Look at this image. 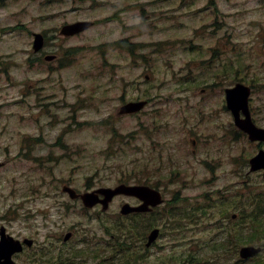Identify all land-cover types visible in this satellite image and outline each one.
Wrapping results in <instances>:
<instances>
[{"label":"rangeland","instance_id":"obj_1","mask_svg":"<svg viewBox=\"0 0 264 264\" xmlns=\"http://www.w3.org/2000/svg\"><path fill=\"white\" fill-rule=\"evenodd\" d=\"M99 1L107 2V0ZM143 1L145 0H139V2ZM188 1L191 13L190 16H185L183 24L179 23L180 27L175 28L174 25L177 23L172 24L168 19L160 17L139 25L138 39L146 44L142 50L150 58L148 61L150 66H153L152 69H149L152 76L150 82L146 81L145 74H142L146 61L139 59V65L136 66L133 62L135 67H131L133 65L130 55L120 56L119 53L110 55L113 62L120 64L119 70L113 71L116 76L114 80L110 81L113 84L108 87L111 97L124 94L126 99H130L139 96L142 92L143 95H147L146 91L154 96V100L146 107V111L141 112L144 122L150 123L155 120H165L166 122V118H169L174 125L175 118L172 116L184 114V109L190 108L186 101L184 106L180 107L175 99L180 97L185 99L189 95V89H185L188 83L184 85L182 82L184 76L190 77L191 74H194L197 77V82L204 77L201 69L199 70V63L189 64L191 56L194 51H204V47L208 48L219 37L232 36L225 42H229L228 45L238 44L241 60L252 66L253 73L262 74L264 80V0H216L215 6L208 5L210 0ZM55 2L57 0H0V70H3L1 68L11 70L14 81L9 76L8 80L13 84L18 80L17 84L20 83V87L29 89L34 88L29 84L39 82L40 74L36 70L27 71L25 61L27 42L32 31H39L44 27L59 23V20L46 19L44 15L52 10V4ZM90 2L91 0H81L80 6L83 9L80 10V14L89 13L88 4ZM153 7L149 9L150 12L159 13L172 7H176V13L178 12V7L174 2L167 3L166 1L163 5ZM216 22L220 23L219 27L214 25ZM98 30L106 31V28L99 25L96 30L91 32L92 35H96V33L98 35ZM172 34L184 35L187 40L193 42L191 41L192 43L189 44L180 42L177 43V47L174 44L172 52L165 50L168 44L162 45L163 43H161L157 49L148 44L154 43L151 42L152 40L155 42L165 40ZM185 45L187 49H185ZM86 56L87 62L81 65L83 69L91 67L92 63L91 68L95 69L97 65L94 63L101 62L95 55L87 54ZM91 59H95L94 62L90 61ZM207 69L206 67L205 70ZM65 75L68 79L67 82L73 84L88 83L90 79L79 76L76 68L67 71ZM210 77L211 73L208 74V82H213L214 79ZM92 79L94 78L92 77ZM8 80L0 73V161H5L4 165L0 167V218L12 219L9 228L14 235L29 233L26 228L27 212L29 215L30 213L34 215L43 207H48L45 206L46 201L41 198L46 190L42 186L44 179L65 176H73L78 180L101 178L115 185L124 178V175L133 174L135 176L138 173L139 176V146L147 151L146 147L150 145L151 137L137 136L131 144L123 147L124 150L98 153L106 148L109 136L105 130H93L94 127H87L75 133L74 137L86 149L83 153L74 155L75 162L63 159L59 163H52L39 158L38 156H45L47 152L42 145H39L35 154L31 153L27 158H24V155L19 154L21 145L19 146L17 142L21 139V132L37 130L30 121L29 115L39 113L33 109L30 111L29 104L33 100L28 97L24 99L28 91H23L24 94L21 95L19 89L15 88ZM97 80L98 78L93 81L97 82ZM125 82L131 85H124ZM195 85L199 86L198 83ZM202 88H205L204 84L196 89L197 95L192 99L193 103H196L201 97L205 98L201 102L200 110L201 115L205 116L203 126H207V129L205 144L201 145L199 153L203 147L202 152L207 158V163L205 166L196 164L193 167L184 164L180 170L175 169L173 178L179 180L165 188L169 201L177 199L173 204V209H169L171 213H167L168 219H174L177 213L176 220L184 223L181 216L186 209L189 218L192 216L194 218L190 222L186 219L187 228L185 231L176 230V227L172 225L174 222H171V226L167 227V231L150 253L145 252L146 258L143 263L167 264L175 254H180V258L184 257L189 260L191 258L197 264L264 263V252L242 260L235 252V248L223 255L210 247L211 240L217 239L220 242L224 238L226 230L224 225L228 223V217L224 210L229 209V214L238 213L242 209L248 211L249 203L243 198L256 191H264V177L261 171L248 173L249 167L246 166V161L257 153L258 144L245 137L235 140L230 136L223 140L220 131L215 128V124L217 120H224L229 122L228 128H230L229 112L224 108L221 109L218 96L214 94L216 91L211 90L205 96L201 95ZM211 94L214 95L210 96ZM206 98L209 100L206 101ZM118 102L119 100L116 99L108 102L110 111L111 108L112 110L115 108ZM251 106L254 108L257 123L264 126V87L262 85L256 86L252 94ZM179 109L181 112H178ZM190 109L195 114L196 107ZM118 125L123 133L135 131L139 127V113L121 118ZM179 138L180 136L174 128L167 126L162 127L154 136L155 140L165 142L167 148L171 147V150H175L179 157L184 159L188 154L190 155V152L176 143ZM261 147L264 148V144ZM38 161L41 163H37ZM72 163L77 166L71 167ZM166 163L169 162L166 160ZM49 166L52 168L49 169ZM164 171L172 172L169 167ZM178 171L181 172L180 175ZM177 174L180 177L176 176ZM185 183L187 186L183 185ZM241 195L243 196L241 197ZM119 200L120 198H117L112 204V212L118 210ZM212 211L215 212V216L212 215L213 213L209 214ZM162 212L165 214L163 210ZM163 217L165 216L156 213L145 216L143 219L140 218L139 241L145 235L147 236L152 225L151 221L156 225H162ZM121 223L123 222L120 218L111 219V226L114 228L113 234L120 233L115 230V226ZM244 225L247 226V224ZM237 243L238 241H236ZM17 261L24 263L21 258ZM195 262H190V264H196Z\"/></svg>","mask_w":264,"mask_h":264},{"label":"flooded vegetation","instance_id":"obj_2","mask_svg":"<svg viewBox=\"0 0 264 264\" xmlns=\"http://www.w3.org/2000/svg\"><path fill=\"white\" fill-rule=\"evenodd\" d=\"M51 1V0H50ZM91 2L88 14H80L83 9L80 6L81 0H57L52 4V10L44 15L46 19L55 18L59 20L58 24L50 27H44L39 31H32L28 40L27 71L36 70L40 74L39 82L29 84L34 88L20 87V92L28 91L25 98H29L30 111L32 109L39 114H30L29 119L37 128L36 131L21 132V139L17 142L20 149L28 148L38 150V145L46 149L45 159L53 160L52 163H59L63 159H68L81 150L80 141L74 137L80 127H94L98 129V124H104L107 134L111 128V122L117 119L111 114L108 102L112 99L126 103L130 101L147 100L148 103L144 109L139 112V137H151V143L148 150L139 146V184L159 188L165 195L164 187L173 184L175 179V169L182 168L184 164L193 167L196 164L204 165L207 158L200 150L204 145L207 126H203L204 115H201V102L205 100L201 97L199 102L193 103V97L197 95L196 89L202 84L205 88L201 89V95H207L209 91H216L214 94L220 96L222 107H227L226 96L227 89L239 84L240 82L249 85L252 90L257 85L264 86L263 77H257L250 68L240 66V47L236 43L230 46H224V42L219 37L215 40V48H210L209 57L207 51H204L205 57L200 67L204 77L200 82H196L197 77L190 78L191 83L185 89H189V95L186 98H176L175 102L180 107L187 105L196 107L195 114L190 108L184 109L185 113H180L175 118L174 125L169 118L162 121L144 122L141 112L154 100L148 91L140 93L139 96L126 99L122 96L111 97L108 93V87L113 83L105 82L108 80V73L117 72L120 68L119 62H113L110 55L119 53L120 56L126 53L125 47L128 43H142L139 40V25L146 21H153L155 18L168 19L172 24L184 23L187 12L179 10L185 6L179 0V9L176 13V7L159 13L150 12V7L163 5L165 3H156V0H107V2ZM176 1V0H171ZM83 4L84 1H82ZM51 6V4H50ZM140 17V19H139ZM155 19V20H156ZM140 20V21H139ZM79 21H92L88 29L80 32L74 25ZM99 25H103L106 31L98 30L99 34L92 35ZM156 25V24H155ZM175 26V25H174ZM42 35V47L36 49L34 45L35 33ZM232 37V36H230ZM169 41H175L173 36H169ZM151 42H154L153 40ZM223 43V44H222ZM91 49V50H89ZM87 54L95 55L101 60L94 68L87 67L83 69L82 63H86ZM139 59L146 61L145 80L150 82L152 76L149 73L150 66L143 50L136 54ZM95 59L90 61L94 62ZM208 66V69L205 70ZM77 69L78 75L84 79H89L88 83L78 82L69 83L65 73L69 70ZM211 73L213 82H208V74ZM100 76L98 82L92 81V77ZM12 77V76H11ZM13 78V77H12ZM198 83L197 87L195 84ZM25 85V83H23ZM15 85V84H12ZM21 84L15 86L19 87ZM124 85H131L124 83ZM142 85V83H140ZM139 85V86H140ZM188 91V90H187ZM211 94L210 96L214 95ZM34 97V98H33ZM252 99V98H251ZM209 100L206 98V101ZM218 100V101H219ZM146 111V110H145ZM156 111V110H154ZM178 112H181L179 109ZM254 114V108H252ZM199 113V114H198ZM123 117V116H122ZM254 121H258L254 114ZM229 122L217 120L215 128L220 131L221 138L227 137L239 138V135L245 134L235 123L232 116H228ZM174 128L180 136L178 145L185 147L190 155L181 159L175 150L166 146L154 136L162 127ZM86 127V128H87ZM107 128V129H106ZM116 128H118L116 126ZM216 137V134H215ZM38 140V142H34ZM36 144V146H33ZM186 144L190 145L187 146ZM42 148V149H43ZM83 151L86 149L83 147ZM147 152V153H146ZM150 156V157H149ZM39 158H42L39 156ZM166 160L169 162L166 163ZM75 162V160H72ZM77 166L72 163L71 167ZM51 167V166H50ZM174 173H166L164 170ZM52 168V167H51ZM180 175L181 172L178 171ZM176 175L180 177L179 175ZM122 183V182H119ZM117 183V184H119ZM191 183V182H190ZM115 184L114 186H116ZM187 186V183L183 184ZM42 186L46 188L41 198L46 201L48 207L36 212L34 215L26 214V228L29 233L21 235L16 233V238L24 242V248L21 252L14 255L15 260L21 258L23 264H144L145 252L150 251L156 246L155 242L151 247L145 248L143 239L139 243V219L153 214H161L173 207L171 204H161L148 212L133 211L126 215L120 213L124 203L129 202L134 206L142 203V199L136 196L117 195L108 203L103 202L104 189L112 188L111 183L105 179L92 178L78 180L73 176L62 178L44 179ZM92 193L94 204L89 206L83 199L82 194ZM117 198H120L118 210L112 212V204ZM49 200H52L51 202ZM40 216V218H39ZM112 218H120V234H113L111 226ZM10 218H0V236L1 229H6L10 234L13 232L9 226ZM155 226V223H152ZM175 222L172 223L175 226ZM160 226L162 234L167 227L171 226V220ZM187 222L178 229L185 231ZM151 228V227H150ZM162 236V235H161ZM119 237L123 242H119ZM147 241V240H146ZM146 244V242H145ZM190 260L171 259L167 264H190Z\"/></svg>","mask_w":264,"mask_h":264},{"label":"water","instance_id":"obj_3","mask_svg":"<svg viewBox=\"0 0 264 264\" xmlns=\"http://www.w3.org/2000/svg\"><path fill=\"white\" fill-rule=\"evenodd\" d=\"M82 23H77L75 27L78 29L87 27L88 24L80 26ZM39 43L40 40L38 39ZM250 94V89L242 84L238 85L233 89L228 90V105L234 111L235 114L239 110L243 109L247 114V119L242 120L239 124L240 126L249 133L251 140H263L264 141V128L256 126L250 119L249 107H248V97ZM144 105L141 103H130L123 107L125 112L138 111L140 107ZM251 170L264 169V149H261L257 155L251 158ZM118 193H127L132 195L140 196L144 199V203L139 207H131L126 204L123 208V212H130L134 210L146 211L149 210V205H157L163 201L162 195L158 190L152 189L148 186L141 185H127L121 184L116 188L107 191L108 199L112 198ZM91 195L87 194L86 202L89 203L91 200ZM159 229H154L149 235L148 245H150L158 236ZM22 249L21 243L18 240L13 239V237L3 235L0 242V264H16L12 259V254L16 251ZM263 248L261 246L246 245L242 246L240 249V254L242 257L247 258L258 252Z\"/></svg>","mask_w":264,"mask_h":264},{"label":"trees","instance_id":"obj_4","mask_svg":"<svg viewBox=\"0 0 264 264\" xmlns=\"http://www.w3.org/2000/svg\"><path fill=\"white\" fill-rule=\"evenodd\" d=\"M250 205H253L252 210H242L239 214L241 215L239 220L230 218L232 223L229 224V230H225L222 243L219 244V247L212 246V249H226L233 242L236 244V241L239 245L254 242H260L264 245V191H257L252 195Z\"/></svg>","mask_w":264,"mask_h":264}]
</instances>
